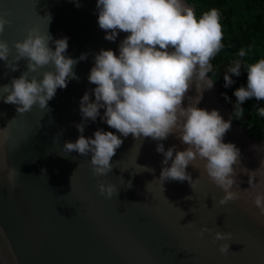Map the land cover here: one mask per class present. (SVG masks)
<instances>
[{
    "label": "water",
    "instance_id": "95a60500",
    "mask_svg": "<svg viewBox=\"0 0 264 264\" xmlns=\"http://www.w3.org/2000/svg\"><path fill=\"white\" fill-rule=\"evenodd\" d=\"M96 5L97 0H0V14L11 21L0 39L10 46L23 41L30 28L42 32L48 28L53 40L68 38L66 57L78 60L88 54L73 69L79 79L69 78L67 88L57 89L49 101L50 112L34 106L20 115L16 105L0 100V129L9 128L7 139L0 136V264H264V216L251 202L254 193L244 192L250 187L247 175L236 177L240 198L226 206L219 205L225 193L209 179L203 165L186 169L195 181L194 191L187 181L162 184L159 180L164 157L157 153V144L163 143L165 151L187 147L175 133L165 141L120 136L123 144L105 177L93 174L91 154L64 152V143H74L81 135L76 125L84 122L83 95L95 88L88 80L94 56L102 49L119 55V44L127 36L120 32L116 41L106 40ZM49 46L54 49V43ZM26 65L27 60H21L19 70L12 71L0 61V86L19 78ZM51 70L47 67L41 73ZM196 95L193 83L187 96ZM91 99L94 102V95ZM188 104L186 98L183 106ZM197 106L218 111L225 121L231 119L223 142L240 149L241 167L259 169L264 141L251 138L234 120L220 86L214 83L204 91ZM104 111L95 122H85V138H94L99 129L120 135L102 121ZM9 168L21 174L14 186L7 178ZM261 179L257 176L254 182L260 184ZM101 181L114 185L118 196H101ZM188 196L191 200L185 199ZM204 227L212 232L201 237ZM217 231L232 234L228 255L219 251V244L225 242L214 240Z\"/></svg>",
    "mask_w": 264,
    "mask_h": 264
},
{
    "label": "clouds",
    "instance_id": "9594fccd",
    "mask_svg": "<svg viewBox=\"0 0 264 264\" xmlns=\"http://www.w3.org/2000/svg\"><path fill=\"white\" fill-rule=\"evenodd\" d=\"M96 7L99 28L108 33L106 40L116 41L120 32L127 36L119 44V55L102 49L94 56V67L88 80L95 88L83 95L80 113L84 122L76 125L81 135L74 143L65 142L64 152H77L84 157L91 154L93 174L97 178L105 177L112 171V158L123 144L120 136L165 141L175 133L187 147L178 151L173 146L165 151L163 143L157 144V153L164 157L159 177L162 184L170 180L187 181L194 191L195 181L186 169L189 165L196 169L203 165L209 179L225 193L219 205L226 206L240 198L236 177L243 173L249 177L250 185L244 192L249 194L251 190L254 193L250 195L251 202L259 209L260 216H264V190H260L264 185V160L256 171L241 167L240 149L233 143L223 142L231 128V119L225 121L218 111L197 106L204 91L214 87L215 81L209 78V73L213 72L212 60L224 47L219 10L212 8L197 18L195 9L184 0H97ZM47 17L49 26L52 17L50 14ZM10 24L11 21L0 14V36ZM50 42L54 43V49L49 46ZM68 46L67 37L53 40L48 28L46 32L38 27L30 28L23 41L11 46L0 39V61H5L10 70L18 71L19 62L27 60V71L19 78H13L10 84L0 86V100L16 105L20 115L31 112L34 106L50 112L48 103L55 97L57 89H66L69 78L78 80L73 69L79 61L87 59L88 54H82L78 60L66 57ZM13 48L15 56H12ZM246 55L244 49L238 53L240 58ZM47 67L53 70L41 73ZM244 68L247 87L242 86L234 92L237 103L233 115L236 118L243 117L241 105L245 101L264 100V58L246 64ZM241 69V59L227 68L223 77L226 88L234 83L233 75H241ZM193 83L197 93L194 98L187 96ZM186 98L189 104L184 107ZM101 109L105 110L102 121L120 135L99 129L94 138H85V122H95ZM257 114L264 117V108H258ZM0 136L7 139L9 128L0 129ZM19 175V171L9 168V184L14 186ZM257 176L262 177L260 184L254 182ZM131 187V181H128V188ZM98 188L100 195L108 199L118 196V190L112 184L101 181ZM211 232L204 227L199 235L203 237ZM214 240L225 242L219 244V251L228 255L232 234L217 231Z\"/></svg>",
    "mask_w": 264,
    "mask_h": 264
},
{
    "label": "trees",
    "instance_id": "16d2710c",
    "mask_svg": "<svg viewBox=\"0 0 264 264\" xmlns=\"http://www.w3.org/2000/svg\"><path fill=\"white\" fill-rule=\"evenodd\" d=\"M195 9L197 18L206 11L216 8L220 12L224 38L223 49L212 60L213 72L209 77L221 88L222 101L231 105L232 115L237 98L234 92L240 87H247V71L244 65L264 58V0H186ZM244 49L247 55L240 58L238 53ZM241 59L242 69L239 77L233 75L234 83L225 87L224 74L229 66ZM242 118L234 120L242 124L251 138L264 141V117L257 114L258 108H264V100L255 98L245 101Z\"/></svg>",
    "mask_w": 264,
    "mask_h": 264
}]
</instances>
